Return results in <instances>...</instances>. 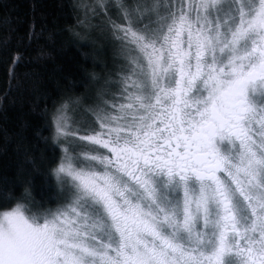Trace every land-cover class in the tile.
<instances>
[{"label": "snow or ice", "instance_id": "6c2138e0", "mask_svg": "<svg viewBox=\"0 0 264 264\" xmlns=\"http://www.w3.org/2000/svg\"><path fill=\"white\" fill-rule=\"evenodd\" d=\"M78 7L111 63L45 108L56 194L0 206V264H264V0Z\"/></svg>", "mask_w": 264, "mask_h": 264}, {"label": "trees", "instance_id": "16d2710c", "mask_svg": "<svg viewBox=\"0 0 264 264\" xmlns=\"http://www.w3.org/2000/svg\"><path fill=\"white\" fill-rule=\"evenodd\" d=\"M93 2L0 0V206L19 195L25 175L36 199L56 194L48 169L59 152L41 142L50 135L45 108L51 112L69 86L75 94L91 92L105 72L102 65L111 63L96 43L98 21L78 7ZM17 52L22 59L10 75ZM21 143L32 149L27 158Z\"/></svg>", "mask_w": 264, "mask_h": 264}, {"label": "rangeland", "instance_id": "374dc122", "mask_svg": "<svg viewBox=\"0 0 264 264\" xmlns=\"http://www.w3.org/2000/svg\"><path fill=\"white\" fill-rule=\"evenodd\" d=\"M77 151H80V149H77ZM74 155H75V153H74Z\"/></svg>", "mask_w": 264, "mask_h": 264}]
</instances>
